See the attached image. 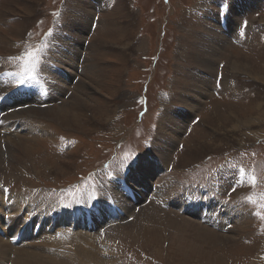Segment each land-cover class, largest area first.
Returning <instances> with one entry per match:
<instances>
[{
  "label": "rangeland",
  "instance_id": "rangeland-1",
  "mask_svg": "<svg viewBox=\"0 0 264 264\" xmlns=\"http://www.w3.org/2000/svg\"><path fill=\"white\" fill-rule=\"evenodd\" d=\"M234 6L227 42L206 57L211 68L199 66L192 42L206 17L225 22ZM60 31L70 41L80 34L75 64L58 51L51 58ZM29 54L42 75L31 86L46 88L51 102L19 90L32 77ZM13 74L21 78L13 82ZM75 98L73 118L51 119L49 109ZM0 152V203L10 207L0 223L16 213L28 218L33 207L75 214V229L54 219L52 233L65 245L49 250L50 264L87 263L73 246L81 219L96 225L80 232L102 240L90 251L101 264H264V0H0ZM154 162L161 166L153 176L138 172ZM165 177L169 193L190 203L198 192L197 203L209 196L245 219L215 223L196 202L164 205L153 195ZM197 214L214 235L186 229ZM35 217L25 220L30 229L41 223ZM26 224L17 226L23 234ZM13 233H0L7 253L47 250L40 234ZM11 255L0 264H15Z\"/></svg>",
  "mask_w": 264,
  "mask_h": 264
},
{
  "label": "bare ground",
  "instance_id": "bare-ground-1",
  "mask_svg": "<svg viewBox=\"0 0 264 264\" xmlns=\"http://www.w3.org/2000/svg\"><path fill=\"white\" fill-rule=\"evenodd\" d=\"M251 2V1H250ZM249 2V3H250ZM101 3V2H100ZM200 7V6H199ZM242 8V7H241ZM240 9V8H239ZM230 10V9H229ZM232 10V12H231ZM227 14L226 16H223V19H225V22H222V18L221 19H217V22H218V25H217V22H215V18L214 16H211L209 15V17H206V21L208 23V27H205V29H203V31H205L204 33L202 34H198L195 36V41L192 42V51H194L195 53L194 54H197V58L196 60L198 61V64L199 66H203V68L205 69H209L211 68V60H206V57L208 56L210 59L213 58V55L216 54V52H219L218 50L222 47V43L224 42V40L226 41V39L223 37V34L226 33L229 29H231V24L233 22V20L235 21V17H236V10L237 8L234 6L233 9H231ZM238 11V10H237ZM232 16H231V14ZM235 13V15H234ZM233 18V19H232ZM75 21H74V25H75ZM73 25V26H74ZM229 32V31H228ZM57 33V32H56ZM74 33V32H73ZM75 37L73 40H67L66 37L63 36L62 32L60 31L58 34H56L55 36L52 37V39L54 38V42H56L54 45H51V48L49 49V53L51 55V58L54 59V56L56 57V53H53L55 51H58L59 52V55L63 56L64 60L66 59L67 62H73L72 64H75V59L74 58V53H77V48H76V44L79 43V40H80V37H79V33L78 34H73ZM230 35V34H229ZM194 37V36H193ZM227 42V41H226ZM65 50V51H64ZM62 51V53H61ZM72 54L73 57L72 58H69L70 56L68 54ZM193 54V53H192ZM68 55V56H67ZM60 58V57H59ZM58 57L55 59V61H59ZM195 58V57H194ZM203 60H206L205 62H203ZM50 61V60H49ZM49 61L47 63H49ZM202 61V62H201ZM77 62V61H76ZM44 65V64H43ZM48 65V64H47ZM50 65H54L53 63L50 62ZM240 66V65H239ZM84 68H85V72L87 73V68L86 66L84 65ZM46 69V68H45ZM39 70V69H38ZM49 70V69H48ZM44 71V69H43ZM46 71V70H45ZM81 71V70H80ZM13 73V72H12ZM10 71H7V79L9 78L10 79ZM83 74V73H82ZM5 75V74H4ZM13 79H11L13 82H15L17 79H20L21 76L19 74H13ZM32 77L29 76V78H25L23 80V82L21 81L19 84H20V89L19 90H25L27 92H30L34 97L38 98V97H41V99L43 100H46L48 102H51L53 99L51 98V96H47L48 95V91H46V88L44 89H39L38 87L40 86L38 81L37 80H41L42 78V75L38 72H32L30 74ZM84 75V74H83ZM48 76V75H47ZM54 77V76H53ZM56 77V76H55ZM67 77V76H66ZM34 80L37 81L38 85H32L31 86V83L34 82ZM201 80V79H200ZM10 82V81H8ZM7 82V83H8ZM48 85L47 87H51L52 84L48 81ZM45 84L44 81H41V85L43 86ZM82 84L79 83L76 85V87L74 88L75 91L82 87L81 86ZM45 86V85H44ZM56 87V86H55ZM196 88V87H195ZM9 89V88H8ZM7 91V90H6ZM59 91V90H58ZM203 91V90H202ZM60 92V91H59ZM57 93V92H56ZM55 93V94H56ZM59 95V94H58ZM204 95V94H203ZM31 96V97H32ZM59 97V96H58ZM55 98V97H54ZM54 102V101H53ZM81 100L80 98H75L74 101H68V102H65L64 104H62L61 106H58V107H54L52 109H49V114L51 115V119H56V120H63V119H67V118H73L74 115L72 113L73 110H71V106L73 105L74 107H78L81 105ZM60 104V103H59ZM20 112V111H19ZM23 112V111H22ZM12 116V115H11ZM14 116V115H13ZM21 116V115H20ZM18 117V116H17ZM22 117V116H21ZM24 118V117H23ZM22 118V119H23ZM12 120V119H11ZM21 120V119H20ZM10 121V120H9ZM15 122V121H14ZM26 122V121H24ZM4 123V122H3ZM21 123V122H20ZM3 126V125H2ZM13 126V125H12ZM20 129V128H19ZM9 139V138H8ZM14 142V141H13ZM19 142H21L20 144L22 145V148L23 150H25L27 147H26V142L24 140H19ZM16 145V143H14ZM28 149V148H27ZM12 150V149H11ZM26 151V150H25ZM160 151V156H159V159L163 157L165 158L166 154H165V151L164 149L159 150ZM2 158V153L0 152V162H2L1 160ZM154 163H157V162H154ZM145 165H141V167L139 168V173L140 174H143V173H148V174H154L155 170H157L159 166H161L159 163L157 164H151V166H148L146 163H144ZM1 169V168H0ZM160 169V168H159ZM151 170H153L154 172L152 173ZM140 178H143V177H140ZM139 178V179H140ZM137 179V176L135 177V180L133 183H135L136 185H138L139 187L143 186L144 190H148L147 189V186L149 187V185L147 184V181L144 179ZM166 177L163 179L164 182L162 183V185H160L158 187V189L155 190V194L153 195V198H162L163 200V204H167V205H172L173 207H176V208H185L187 209V207L192 204L193 202L195 203L196 202V199L197 197L195 195H197L198 192H192V195L190 194V197L192 198V201L189 203L187 197H186V194H183L181 195L182 193H169L168 190L171 189L172 187V181L171 180H165ZM142 188V189H143ZM113 189V188H112ZM142 190V191H144ZM149 191V190H148ZM158 191V193H157ZM109 192V190H108ZM115 192V191H114ZM138 194V195H137ZM172 194V196L170 195ZM136 195H137V198L139 199L140 196L142 194H140L139 192L137 193L136 192ZM170 195V196H169ZM3 195H1L0 197H2ZM121 196V195H120ZM143 196V195H142ZM198 196V195H197ZM207 197V198H206ZM204 199L201 200L200 203H197L196 202V209H204L206 210L207 214H208V217L207 219L208 220H211L212 222H215V223H222L224 222V220L226 221V219H229V218H232L233 216L234 217H240L241 221L244 220L245 218L242 217L243 214H235V210L233 211L229 206H224L222 205L221 207L220 204L218 205V207L213 204L210 200V197L209 196H206ZM131 199H133V196L131 194L130 196ZM11 199L14 203H15V207L17 208V206L19 205L20 209H22L23 205L20 203L21 200H18L17 198H9ZM118 200V199H117ZM125 200V199H124ZM135 200V199H134ZM26 202V201H25ZM136 202V201H135ZM138 202V201H137ZM9 201L8 200H4L2 199L1 200V203H0V215L1 213H4L5 211L7 212V210H9V208L7 209L8 207V204ZM27 203V202H26ZM123 203H125V201H123ZM24 204V202H23ZM126 204L127 206H134L133 203H131V201L129 202L128 200H126ZM13 205V204H12ZM25 206V205H24ZM34 206V205H33ZM13 207V206H12ZM13 207V208H15ZM28 207H30L28 205ZM43 208V206H42ZM123 208V207H122ZM30 209V208H29ZM182 209V210H183ZM16 210V209H15ZM13 210V211H15ZM43 209H41V207H33L31 208V210H29L31 213L30 216L31 218L34 217V219H36L35 217V214H37V217L41 223L39 224V226L37 228H35L36 226L34 225V227L32 229H30V225H31V222H27V224L25 223V220L28 219V218H23L20 217L17 213L15 215H12L13 218H10L5 221H3V223H0V233H2L4 235V231H6L7 233H13L14 235H12L13 237L14 236H17L19 235L21 232L19 231V228L17 229V226H19L20 224H26V230L22 234V236H25L27 235L28 233L30 234H35L34 236H37L38 234H40L39 236H43V239L42 240V243H43V246H47V250H46L48 253L46 254V256L42 255L44 253V250H43V253L40 254L39 252L35 251V250H38L36 249L35 247V243L34 241L33 242H29V243H26V244H29V245H34L35 249L33 251L32 248H29L31 246H27L26 248H23L22 250L21 249H16L15 251H13L14 254L13 255V261L15 264H50V257H52L53 255L50 254L49 250H52L54 251L53 248L57 249L61 246H58V245H65V239L61 238L60 235H54L52 232L53 230L55 229L54 227V219L57 218V220L59 221L60 223V226L61 225H69L70 227H72V229H75L73 227V225L75 224L77 226V223H75V214L71 213V214H67V212H61V211H57L56 209L54 210L52 207L50 208H44V212L42 211ZM123 210L125 211V213H129V211H131L132 209H128L127 207L126 208H123ZM128 210V211H127ZM213 210V211H212ZM18 211V209H17ZM20 211V210H19ZM85 211V213L87 212V210H83ZM190 212V211H189ZM237 212V211H236ZM34 213V215H33ZM197 213V211H196ZM242 213V212H240ZM4 215V214H3ZM11 216V215H9ZM19 216V217H18ZM192 216H196L195 214H192ZM232 216V217H231ZM26 217V216H25ZM203 218L202 215L200 214H197V222H194V221H191L189 220L190 218H187L184 222H186V229H189L191 231H195L197 234H199L200 236H203V233H208L210 235H214L215 232L213 231H210L208 229H206L205 227L202 226V220L201 218ZM242 217V218H241ZM215 218V219H214ZM6 219V218H5ZM100 219V218H98ZM31 220V219H30ZM65 220H67L68 224H66L67 222H65ZM32 221V220H31ZM57 222V221H56ZM205 223V221L203 222ZM80 224H82V227L81 228L80 226L78 227L80 230H89L91 231L92 229H94L96 227V225L90 223V222H87L86 220H83L81 219L80 221ZM79 225V224H78ZM172 225L174 226V224L172 223ZM45 226V228H44ZM47 227H49L47 229ZM32 230V231H31ZM79 231H76V239H72L74 241V250L76 249L77 251L81 252L83 255H84V259L85 261L87 262L86 264H101L103 260L101 259H96L94 260L93 259V256H92V253L90 252L92 250V247L93 245H96L97 249L101 248L99 247L98 245H101L102 244V240H95V242L93 243H90V240H88L87 238V231L86 233H82ZM88 231V232H89ZM93 231V230H92ZM55 233V232H54ZM90 233V232H89ZM47 236V237H46ZM1 237V236H0ZM38 237V236H37ZM34 238V239H38V238ZM11 238V237H10ZM33 238V237H32ZM5 239V238H4ZM103 239V238H102ZM204 239H206L204 237ZM31 240V239H30ZM71 240V238L69 239ZM94 240V238H93ZM92 240V241H93ZM3 241V237L0 238V260L3 259V258H9V256L11 255V253H7L8 251V248H10V244L6 241V242H2ZM27 241V240H26ZM39 241V240H38ZM36 241V243L38 242ZM228 241V240H227ZM226 241V242H227ZM232 241V240H231ZM10 242V241H9ZM13 242V241H12ZM28 242V241H27ZM61 242V243H60ZM230 242V241H229ZM6 243V244H5ZM14 243V242H13ZM18 243V242H17ZM40 243V241L38 242ZM37 243V244H38ZM22 244V243H21ZM26 244L23 243V247L26 246ZM68 244V243H66ZM41 245V243H40ZM38 246V245H36ZM12 247V246H11ZM71 247V246H70ZM13 248V247H12ZM11 251V250H10ZM41 252V250H40ZM76 252V251H75ZM8 254V256H7ZM11 255V256H12ZM95 257V256H94ZM47 258V259H46ZM99 261V262H98ZM85 263V262H83ZM259 264V263H258Z\"/></svg>",
  "mask_w": 264,
  "mask_h": 264
},
{
  "label": "snow or ice",
  "instance_id": "snow-or-ice-1",
  "mask_svg": "<svg viewBox=\"0 0 264 264\" xmlns=\"http://www.w3.org/2000/svg\"><path fill=\"white\" fill-rule=\"evenodd\" d=\"M29 55H30V58H31V69H30V71L34 73L38 61L36 60L34 54H29ZM22 82H23V80H22ZM253 179H254V178H253ZM234 190H235V189H233V191H234Z\"/></svg>",
  "mask_w": 264,
  "mask_h": 264
}]
</instances>
